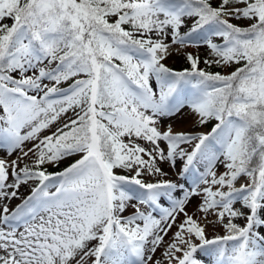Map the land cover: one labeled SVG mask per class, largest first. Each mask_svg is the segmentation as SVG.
<instances>
[{
  "label": "snow or ice",
  "instance_id": "snow-or-ice-1",
  "mask_svg": "<svg viewBox=\"0 0 264 264\" xmlns=\"http://www.w3.org/2000/svg\"><path fill=\"white\" fill-rule=\"evenodd\" d=\"M0 152V264H264V0H0Z\"/></svg>",
  "mask_w": 264,
  "mask_h": 264
},
{
  "label": "rangeland",
  "instance_id": "rangeland-1",
  "mask_svg": "<svg viewBox=\"0 0 264 264\" xmlns=\"http://www.w3.org/2000/svg\"><path fill=\"white\" fill-rule=\"evenodd\" d=\"M8 23H11V21H8ZM241 23H244V22L242 21ZM192 51H195V50H192ZM199 51H200V55H201L202 58L207 54V50L206 49H200ZM168 64H169V66H172V67H175V68H181V67L187 66L186 65V62H184L182 59H177L175 57L170 58L169 61H168ZM201 66H203V65H201ZM212 70H221L222 71V69H220L218 67H215V66L213 67ZM229 70H231V69H229ZM210 126L211 125L206 126L205 129H200V130H207L208 128H210ZM0 156H4V153L0 152ZM70 161L71 160H65V161H62L61 163H66V162H70ZM162 167H164V169L166 171H169L171 178H173V179L176 178L172 174L171 170L168 168V165L167 164L162 165ZM220 170L222 171L223 169H220ZM181 182H183V181H181ZM20 191H21V195H26L28 193L29 189L27 187H22ZM177 195H180V194L177 193ZM19 202H20L19 200H12L10 202V206L11 207H15V205L18 204ZM194 206H195V199L193 201V204L189 206V211L190 212L194 209ZM213 231H215V229H209V232L210 233L213 232Z\"/></svg>",
  "mask_w": 264,
  "mask_h": 264
},
{
  "label": "trees",
  "instance_id": "trees-1",
  "mask_svg": "<svg viewBox=\"0 0 264 264\" xmlns=\"http://www.w3.org/2000/svg\"><path fill=\"white\" fill-rule=\"evenodd\" d=\"M70 162H72V161H70ZM70 162L60 163L58 166L49 167V171H60V170H63V168L66 167Z\"/></svg>",
  "mask_w": 264,
  "mask_h": 264
}]
</instances>
